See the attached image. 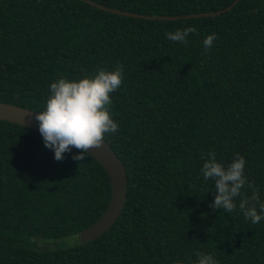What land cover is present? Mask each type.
Wrapping results in <instances>:
<instances>
[{
    "label": "trees",
    "instance_id": "16d2710c",
    "mask_svg": "<svg viewBox=\"0 0 264 264\" xmlns=\"http://www.w3.org/2000/svg\"><path fill=\"white\" fill-rule=\"evenodd\" d=\"M235 1L0 0V103L42 112L52 83L123 65L108 106L119 129L104 139L129 181L109 231L43 247L103 215L110 178L93 157L75 161L73 148L56 161L40 132L0 120V264H197V252L264 264V219L253 224L238 207L253 189L241 190L233 212L214 210V182L201 173L202 154L214 151L225 166L239 154L264 202V0L165 19ZM187 27L198 34L186 46L166 39Z\"/></svg>",
    "mask_w": 264,
    "mask_h": 264
},
{
    "label": "clouds",
    "instance_id": "9594fccd",
    "mask_svg": "<svg viewBox=\"0 0 264 264\" xmlns=\"http://www.w3.org/2000/svg\"><path fill=\"white\" fill-rule=\"evenodd\" d=\"M190 34H198L197 29L187 27L165 35L166 39L186 46ZM215 39V34L206 37L203 41L206 51ZM123 77L124 67L121 64L113 71L100 69L94 77L71 81L61 78L50 85L45 110L35 115V119L39 122L45 147L54 152L56 161H63L65 153H71L73 148L80 153L73 156V160L84 161L90 156L91 149L104 146L105 134L117 133L119 125L112 119L108 106L112 103L111 94L121 87ZM201 158L204 160L201 168L204 181L211 179L215 186L211 208L233 212L237 208L236 198L242 196L241 190L247 186L253 192L251 197L245 196L240 200V211L253 224L264 219V202L260 201L259 189L245 175L246 161L243 156L237 154L227 166L217 161L214 151L202 154ZM196 256L197 264H219L211 255L197 252Z\"/></svg>",
    "mask_w": 264,
    "mask_h": 264
},
{
    "label": "water",
    "instance_id": "95a60500",
    "mask_svg": "<svg viewBox=\"0 0 264 264\" xmlns=\"http://www.w3.org/2000/svg\"><path fill=\"white\" fill-rule=\"evenodd\" d=\"M240 0H236L231 6L226 9L212 12L188 15L184 17L165 18L167 20H176L194 17H213L231 10ZM119 14H125L117 12ZM128 16L139 17L137 15L126 14ZM156 19V17H145ZM163 19V18H159ZM39 112L28 108H23L7 103H0V120L11 124L28 128L32 131L39 132V122L35 119V115ZM103 147L100 149H91L90 156L97 160L107 172L111 185L112 197L109 206L103 215L93 224L85 228L81 233L83 242H91L100 235L109 231L125 208L128 199V174L127 170L119 158L118 154L113 150L111 143L104 139Z\"/></svg>",
    "mask_w": 264,
    "mask_h": 264
},
{
    "label": "rangeland",
    "instance_id": "374dc122",
    "mask_svg": "<svg viewBox=\"0 0 264 264\" xmlns=\"http://www.w3.org/2000/svg\"><path fill=\"white\" fill-rule=\"evenodd\" d=\"M82 242L81 235H71L60 239H48L41 241L43 247L49 249H61L77 246Z\"/></svg>",
    "mask_w": 264,
    "mask_h": 264
}]
</instances>
